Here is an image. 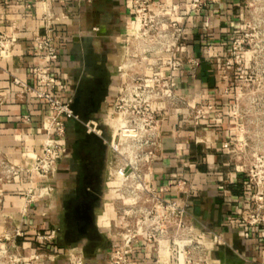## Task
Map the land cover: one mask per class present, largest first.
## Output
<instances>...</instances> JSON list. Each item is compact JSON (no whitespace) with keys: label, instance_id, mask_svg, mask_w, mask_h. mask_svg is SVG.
Wrapping results in <instances>:
<instances>
[{"label":"crops","instance_id":"crops-1","mask_svg":"<svg viewBox=\"0 0 264 264\" xmlns=\"http://www.w3.org/2000/svg\"><path fill=\"white\" fill-rule=\"evenodd\" d=\"M52 2L56 12L69 16L70 23L56 29L58 59L50 63L40 60L34 50L33 38L43 34L38 0L0 1V34L13 39L9 53H0V154L25 168H29L33 154L42 153L43 121L50 112L42 100L21 94L13 79L37 86L32 69L49 68L63 85L54 95L63 101L74 99L75 111L82 101L81 88L101 92L92 114L99 124L101 112H110L117 95L122 41L133 32L130 0ZM171 3L176 22L186 33L177 55L184 64L173 73V89L181 102L171 109L162 103L153 106L159 121L160 148L153 161L150 186L165 201L188 203V216L199 239L212 246L207 248L205 264H264V234L259 228L245 232L240 223L247 193L224 148L238 135L239 121L232 114L231 78L224 57L242 20L241 0H211L198 13L189 12V0ZM207 106L212 107L208 118L195 119L192 108ZM65 129L67 152L52 179L22 173L0 183V236L9 235L4 246L26 259L25 264H70L74 254L83 255L84 264H108L115 244L99 206L94 209L90 238L71 237L67 232L71 204L86 192L96 195L104 190L101 183L92 182L86 157L76 151L78 142L87 138L83 123L70 121ZM29 177L31 186L41 189V197L24 212L21 195L30 186ZM224 179H229V184L223 187ZM46 185L52 188L48 194ZM188 187L190 195L185 193ZM16 228L24 237L11 235ZM50 231L55 232L51 243L41 245L35 240L37 232ZM34 255L39 258L32 259ZM130 258L134 264H175V253L166 240L159 241L154 253L141 242Z\"/></svg>","mask_w":264,"mask_h":264},{"label":"built area","instance_id":"built-area-1","mask_svg":"<svg viewBox=\"0 0 264 264\" xmlns=\"http://www.w3.org/2000/svg\"><path fill=\"white\" fill-rule=\"evenodd\" d=\"M210 1L189 0V12L198 13ZM38 2L41 10L43 34L33 38L34 50L40 60L51 63L58 59L56 29L68 25L70 18L63 11L56 12L52 0H38ZM130 5L133 32L128 37L130 40L128 38L126 40H128V48L133 52L130 56L133 59L127 60V62H131L130 72L126 71L120 74L123 67L118 66L117 95L109 113L111 116L117 113L121 117L117 119L119 125L115 134L117 139L111 141L109 145L114 170L110 174L114 176L118 172L124 176L126 183L121 179L115 180V177L113 180L119 181L126 190H131L132 193L135 192L136 194L143 192L152 196V201L155 202L157 210L155 211L156 215L152 216L150 220L148 219V222L152 223L151 226L145 228L143 232H139L138 228L144 223L136 227L133 234L125 241L124 246L127 248H123L124 250L121 249V251L119 249L111 254L109 261L110 264H134L130 256L136 242L141 239L140 236L145 237L148 241L152 239L154 243H157V249L159 240L151 232L157 231L162 236V240L170 242L175 253V264H179L181 253L185 257L184 264H205L206 259H203V256L195 259L190 255L194 249L203 245L200 243L197 230L189 219L188 203L180 205L178 201H165L158 197L155 190L150 186L153 161L160 148L159 121L153 106L156 103H162L167 109H171L181 102L173 89V73L184 64L177 55L186 39V33L175 20V11L171 0H130ZM241 8L244 13L245 7L242 3ZM12 43L13 39L0 34V53L6 56ZM243 43L244 40L239 36L233 37L232 42L226 48L224 65L228 70L234 66H240L244 62L246 53L243 49ZM134 53L141 55L139 65L142 63L144 65H141L143 72L141 71L140 74L133 71L136 66L135 61H137V55ZM149 60H152L150 64H148ZM32 74L37 86H29L17 78L13 79V84L21 90V94H31L36 99L42 100L50 112V116L43 121L45 139L42 144V153L31 156L32 162L29 168L17 165L0 154V183H8L22 173H37L46 180L52 179L57 172L59 161L67 152L63 143L66 123L79 121L77 114L72 109V99L63 101L54 95V90L56 88L62 90L63 85L52 75L51 70L35 67L32 69ZM136 80L140 83L134 84ZM44 86L48 89H42ZM1 102L0 99V104ZM120 103H123V106L125 105L127 108L123 109V106H119ZM211 110V106L192 108L194 118L200 120H206ZM232 114L237 118L235 108ZM24 119L28 121L27 116ZM85 126L87 133L96 132L98 135L102 133L101 129L96 130L89 123H86ZM239 126L238 124V133L241 132ZM240 142L241 140L237 135L233 142L224 144V148L228 150L231 157L233 169L242 177L247 193L246 207L242 210L239 220L245 232L252 228H259L264 234V156L256 157L250 165V169L244 170L243 167L235 163V160L238 159ZM28 180L30 186L21 195L24 212L29 205L41 197V189L37 186H31L30 177ZM222 183L223 187L228 185L229 179H224ZM51 191L52 188L46 185L45 193L48 194ZM185 193L190 195L192 189L186 188ZM1 202L2 195L0 193V204ZM160 210L162 211V225L159 224L160 216L158 213ZM151 211L148 212V215H151ZM137 222L139 221L137 220ZM54 234V231L37 232L35 240L41 245H46L54 240ZM11 235L14 238L24 237L23 232L18 228L13 229ZM8 237L9 235L0 236V245H2L0 246V264H25L26 259L10 253L4 246L3 240H9ZM179 242L183 243V246H180ZM156 249L154 248L155 251ZM202 250L207 251V248L202 247ZM38 258V255L32 257L34 260ZM1 259L4 260L3 263ZM70 264H84V257L81 254H74L71 256Z\"/></svg>","mask_w":264,"mask_h":264},{"label":"rangeland","instance_id":"rangeland-1","mask_svg":"<svg viewBox=\"0 0 264 264\" xmlns=\"http://www.w3.org/2000/svg\"><path fill=\"white\" fill-rule=\"evenodd\" d=\"M241 3L245 9L234 37L239 36L244 40L243 49L246 55L244 56V62L240 66L232 67L229 70V74L231 78L230 86L232 88L233 105L237 110L238 124L241 128V132L238 133L241 142L240 147H238V159L235 160V163L248 171L256 157L264 156V2L263 0H241ZM128 40L124 39L121 44L123 49L118 64L120 67L128 59H133L130 57L133 52L127 46ZM134 54L137 55L136 60L139 62L135 61L137 68L135 66L133 71L134 73L140 74L141 71L143 72L141 65H144L143 63L139 65L141 55L138 53ZM147 57L150 56L147 55ZM151 62L152 60H149L148 64ZM128 71L130 72L129 69ZM125 72L124 68H122L120 74ZM139 83L140 81L138 80L134 82V84ZM119 106H123V103H120ZM125 108L127 107L124 105L123 109ZM129 111L132 112V110ZM101 114L102 120L94 128L96 130L101 129V135H98L96 132L87 134V138L80 140L76 145V151H79L80 156L86 157V160H90L95 156L100 157L101 164H98V176L95 177L96 182L99 179L100 186L103 187L104 191L103 193L97 192L96 195L90 192L86 193H88V201L92 210L90 213H92L91 217L93 222L95 220L94 207L96 208L98 206L101 208L100 216H104L109 221L107 230L109 229L112 233L115 244L109 254L110 257L117 250L120 249L121 251V249L127 248L124 246L125 241L133 234V230L136 227L156 215L155 211L157 210V206L154 201L151 202L152 196H148L143 192L140 194L132 193L131 190H126L124 185H121L119 181L113 180L114 176L110 174L114 170L112 167V152L109 145L111 141L113 142L117 139L115 134L119 128L118 124L116 127L115 125L114 127L112 126L113 121H116L121 116L117 115V113L111 116L108 111H103ZM134 114L136 115V113ZM88 172L90 174L92 173L90 170ZM91 178L93 179L94 176H91ZM119 188L121 189L120 191L118 190ZM137 196L139 197L137 198ZM150 211L152 213L148 215ZM158 215L160 216L159 224L162 225L161 210ZM151 232L155 234L154 237L159 241L162 240L159 232ZM140 237L141 239L135 245L144 242L146 243V247L151 248L154 253V248L156 249L157 243H154L152 239L148 241L145 237ZM200 243L203 246H198L190 255L195 257V259L202 256L203 259H207V251H203L202 247L210 249L212 246L206 245L201 240ZM109 257L108 264H110Z\"/></svg>","mask_w":264,"mask_h":264},{"label":"flooded vegetation","instance_id":"flooded-vegetation-1","mask_svg":"<svg viewBox=\"0 0 264 264\" xmlns=\"http://www.w3.org/2000/svg\"><path fill=\"white\" fill-rule=\"evenodd\" d=\"M80 91L82 101L80 106L78 107L79 110L75 111L73 108L74 99H72V109L79 118L78 122L83 123L85 132L87 133V129L85 126L86 123H89L91 127H95L97 125L92 114L96 113L95 110L98 106L96 101L98 100L99 94H101V92L95 89L85 88H81ZM98 164H101L100 157L95 156L90 160H86V165H89L87 167L90 172L92 171V176H94L92 182L94 181L96 184L99 183L96 182V177L98 176ZM90 207L91 206L88 201V193L82 195L80 201L71 204L70 217H68L69 223H67V232L71 237L84 236L90 238L94 233L93 219L91 217L92 213H90V211L92 210Z\"/></svg>","mask_w":264,"mask_h":264},{"label":"bare ground","instance_id":"bare-ground-1","mask_svg":"<svg viewBox=\"0 0 264 264\" xmlns=\"http://www.w3.org/2000/svg\"><path fill=\"white\" fill-rule=\"evenodd\" d=\"M131 64V62H126L125 64H123L122 65V67L124 68V70L125 71H127L129 68H130V65ZM117 123H118V121L116 120V121H113V127H114V125H115V127H116V125H117ZM114 177H115V180H123L124 181V183H126L125 182V178H124V176H122L121 174H119L118 172L117 173H115L114 174ZM146 191L148 190V187H147V185H146ZM144 188V189H145ZM151 202H152V200H151ZM151 222H146V223H144L142 226H140L139 228H138V231L139 232H141V231H143L145 228H148L149 226H151ZM179 245L180 246H183V243H181V242H179ZM184 261H185V257H184V254L183 253H181V255H180V259H179V264H184Z\"/></svg>","mask_w":264,"mask_h":264}]
</instances>
